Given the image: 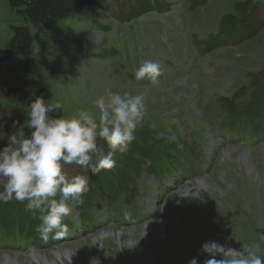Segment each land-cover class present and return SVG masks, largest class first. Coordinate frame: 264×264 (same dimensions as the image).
I'll return each instance as SVG.
<instances>
[{"label": "rangeland", "instance_id": "374dc122", "mask_svg": "<svg viewBox=\"0 0 264 264\" xmlns=\"http://www.w3.org/2000/svg\"><path fill=\"white\" fill-rule=\"evenodd\" d=\"M225 16L249 29L236 44H226L218 32ZM22 24L0 0V51L10 27ZM30 29V57L48 101L59 104L64 117L95 111V99L108 90L143 93L145 115L137 129L148 131L149 143L173 141L181 149L177 168L157 175L142 170L132 204L112 210L102 199L72 207L60 237L25 240L0 229V256L35 250L53 257L57 248L69 247L83 254L84 264L94 258L99 264H189L192 258L203 264L210 258L201 251L205 242L240 250L257 242L264 248V113L238 114L241 108L248 112L253 97L264 98V0H204L197 6L189 0H103L88 18L46 33ZM145 60L161 67L155 82L134 76ZM16 62L0 53V148L20 128L13 115L18 106L3 89L10 78L21 77L13 70ZM229 104L236 111L232 117ZM97 143L107 154L108 145ZM202 178L206 183L196 186ZM27 203L10 200L8 213ZM96 235L102 237L98 246L92 243ZM53 259L33 263L78 264Z\"/></svg>", "mask_w": 264, "mask_h": 264}, {"label": "clouds", "instance_id": "9594fccd", "mask_svg": "<svg viewBox=\"0 0 264 264\" xmlns=\"http://www.w3.org/2000/svg\"><path fill=\"white\" fill-rule=\"evenodd\" d=\"M160 74V65L151 60L143 61L134 71L138 81L147 77L155 82ZM145 99L143 93L122 95L108 90L95 99V111L80 110L66 118L51 115L59 104L53 106L42 96L35 97L22 126L28 133L22 127L13 131L6 146L0 148V202L28 201L27 209H39L40 223L35 230L40 238L47 241L50 235L62 236L68 231L64 218L72 207L84 203L89 191L88 178H67L63 165L90 167L93 174L112 169L116 164L114 153H126L135 139L134 132L145 115ZM98 139L108 145L107 154ZM201 251L210 257L203 264H264V248L257 242L240 250L211 241L203 243ZM90 264L99 261L94 258ZM189 264H198L197 258Z\"/></svg>", "mask_w": 264, "mask_h": 264}, {"label": "trees", "instance_id": "16d2710c", "mask_svg": "<svg viewBox=\"0 0 264 264\" xmlns=\"http://www.w3.org/2000/svg\"><path fill=\"white\" fill-rule=\"evenodd\" d=\"M189 1L193 6H197L201 5L204 0ZM4 2L11 11L24 21L22 25L10 27V37L0 51L6 59L17 57L13 70L16 75L21 77L10 78L3 89L6 97L18 106L14 109L13 115L15 123L21 128L27 120L31 101L37 96H42L45 101H48L38 65L30 57L33 52L30 26L39 32H49L55 29L59 23L75 18H88L94 14L103 0H4ZM237 8L238 12L244 15V9ZM143 9H150V5L144 3ZM237 21L233 16H225L219 22L218 32L223 36L222 39L226 44H236L242 40L244 35L249 33V29L246 31L239 29L236 26ZM249 23L248 27L253 30L254 22ZM22 76H26V78ZM253 98L254 101L247 108L248 112L241 108L238 112L239 115L260 116V113H264V98L261 95ZM225 108L231 117L236 112L230 104ZM51 115L64 116L60 108ZM22 130L26 133L29 131L26 126L22 127ZM134 136L135 139L131 143L129 151L120 153L117 150L114 153L113 159L116 164L112 169L101 170L99 173L93 174L90 167H81L75 163L63 165L62 171L67 178L70 179L76 175L88 178L89 191L83 197L84 203L88 200L104 199V201L109 202L112 210H117L120 206L130 205L135 200L134 180L136 181L141 175L142 170L157 175L166 169L177 168V161L174 158L181 149V143L178 144L173 141L167 143L152 141L149 143L151 141L150 135L145 128L137 129ZM152 144L154 145L152 146ZM82 168L86 169L83 173H81ZM55 198L59 199V193ZM69 205H72L71 201H69ZM26 206L27 204L22 205L9 214L13 204L6 205V203L0 202V229L4 233L17 234L25 240L38 234L34 222L39 220V209L29 210ZM83 206L84 204L76 207L82 209ZM81 213L85 215L83 211ZM65 222L64 218L63 223Z\"/></svg>", "mask_w": 264, "mask_h": 264}, {"label": "bare ground", "instance_id": "6f19581e", "mask_svg": "<svg viewBox=\"0 0 264 264\" xmlns=\"http://www.w3.org/2000/svg\"><path fill=\"white\" fill-rule=\"evenodd\" d=\"M205 183H206L205 180L202 178L196 181V186L199 187L201 185H204ZM188 188L189 187L187 186L186 189ZM101 238H102L101 235L98 236L96 235L92 237L93 245L98 246L97 243L100 242ZM27 253L24 255L19 253L17 254L4 253L0 256V264H34L33 261L35 260L55 261L53 257L59 258L60 260H63L66 257L70 260L71 259L74 260L78 264H84L82 260L83 254H81V252L77 250L70 249L69 247L66 249L57 248L56 250H54V252H52L53 257H50L47 253L42 254L35 250L30 252L28 251Z\"/></svg>", "mask_w": 264, "mask_h": 264}]
</instances>
